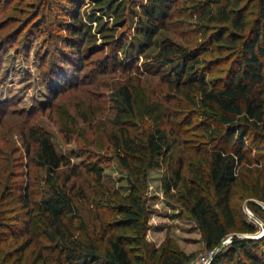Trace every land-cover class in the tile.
<instances>
[{"label":"rangeland","instance_id":"374dc122","mask_svg":"<svg viewBox=\"0 0 264 264\" xmlns=\"http://www.w3.org/2000/svg\"><path fill=\"white\" fill-rule=\"evenodd\" d=\"M73 1L0 0V264L66 263L60 246L48 239L39 209L56 179L34 159L38 143L32 128L48 132L69 162L61 168L59 182L70 176L69 185H75L77 209L68 219L71 230L84 240H97L101 247L105 246L101 235L111 232L117 218L111 198L126 195L131 188L128 170L116 155L117 138L146 140L156 128L165 130L182 158L184 183L207 185L212 143L204 110L194 103L196 93L176 88L170 67L154 60L155 48L128 57L119 51L135 33L136 9L131 3L146 0H113L110 9L120 3L124 10L119 8L123 14L119 17L102 15L106 36L91 20L101 13L96 1L78 0L75 8L84 30L92 26L95 36L89 45L80 44V63L68 52ZM198 1L176 0L171 9L166 35L184 46L205 42L219 25L193 15ZM240 7L250 24L257 14L256 2L241 0ZM229 56L214 48L203 54L210 81L225 76ZM115 57L122 60L120 65L112 64ZM60 78L65 81L59 86ZM124 86L132 95L131 106L118 96ZM248 154L251 162L240 167L232 206L258 228L238 236L260 239L264 222L250 206L264 210V202L252 197L264 173V156L254 148ZM93 164L102 167L101 177L89 169ZM73 166L78 167L75 175L70 171ZM164 167L148 169V250H156L159 262L167 250L182 254V264H210L214 252L206 248L200 228L178 201L184 186L173 191L175 196L162 188ZM230 243L228 237L223 247ZM141 258L144 264L150 262L148 255Z\"/></svg>","mask_w":264,"mask_h":264},{"label":"trees","instance_id":"16d2710c","mask_svg":"<svg viewBox=\"0 0 264 264\" xmlns=\"http://www.w3.org/2000/svg\"><path fill=\"white\" fill-rule=\"evenodd\" d=\"M77 1L71 4L67 40L70 56L80 63V44L89 45L95 36L92 26L84 30L75 8ZM95 1L101 13L91 20L99 24L101 34L106 36L108 27L104 28L102 15L122 16L119 13L122 4L117 3L110 9L113 0ZM240 1L201 0L193 6L192 13L200 20L210 25L219 24L205 42L196 46H184L166 35L176 0L133 2L135 33L132 40L119 46L126 57L155 48L154 60L170 67L176 88L196 93L194 103L204 110L212 143L206 169L208 186L201 183V188H197L184 183L182 158L176 154L165 130L156 128L146 140L135 141L129 136L124 140L117 138L116 155L128 170L131 188L128 194L111 198L117 218L111 232L101 235L100 240H105V246L101 247L97 240H84L71 230L68 219L76 215L77 209L75 185H69L70 176L59 182L60 170L69 162L57 151L48 132L30 130L38 143L35 161L56 179L41 199L39 209L48 239L57 242L66 261L59 264H144L141 254L148 255L147 264H182V254L163 250L166 261L159 262L156 250H148L149 209L145 197L148 169L162 166L166 168L161 176L165 194L175 196L173 191L184 186L183 198L178 201L200 228L206 248L214 252L231 237L229 246L220 249L210 264H264V236L260 239L239 237L238 233H255L258 228L232 206L240 167L251 162L249 150L254 148L259 151V157L264 156V0H251L257 4V14L250 24ZM213 48L228 51L230 55L228 71L215 82L207 78L202 65L203 54ZM121 62L115 57L112 64ZM63 81V78L58 79V85ZM118 96L128 106L132 105V95L126 86L118 90ZM77 169V166L71 167V175H75ZM89 169L102 176L101 166L93 164ZM252 197L264 202V173ZM250 209L264 222V210L259 205L252 204Z\"/></svg>","mask_w":264,"mask_h":264},{"label":"water","instance_id":"95a60500","mask_svg":"<svg viewBox=\"0 0 264 264\" xmlns=\"http://www.w3.org/2000/svg\"><path fill=\"white\" fill-rule=\"evenodd\" d=\"M225 243H226V240H224L223 241V243L222 244H220L216 249H215V251H214V254H216L224 245H225Z\"/></svg>","mask_w":264,"mask_h":264}]
</instances>
